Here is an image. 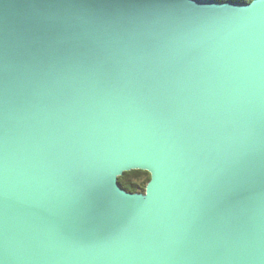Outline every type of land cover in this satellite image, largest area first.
I'll return each mask as SVG.
<instances>
[{
    "label": "water",
    "instance_id": "obj_1",
    "mask_svg": "<svg viewBox=\"0 0 264 264\" xmlns=\"http://www.w3.org/2000/svg\"><path fill=\"white\" fill-rule=\"evenodd\" d=\"M0 264H264V0H0Z\"/></svg>",
    "mask_w": 264,
    "mask_h": 264
},
{
    "label": "trees",
    "instance_id": "obj_2",
    "mask_svg": "<svg viewBox=\"0 0 264 264\" xmlns=\"http://www.w3.org/2000/svg\"><path fill=\"white\" fill-rule=\"evenodd\" d=\"M223 1V0H218ZM250 2L251 0H237ZM150 175L145 171H131L124 173L122 177L119 178V183L122 187L131 192H143L149 181Z\"/></svg>",
    "mask_w": 264,
    "mask_h": 264
}]
</instances>
